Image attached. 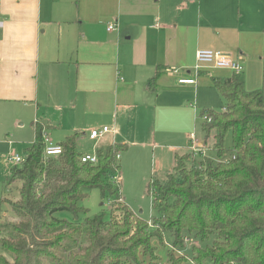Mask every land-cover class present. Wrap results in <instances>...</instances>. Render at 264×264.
Segmentation results:
<instances>
[{
  "label": "crops",
  "instance_id": "1",
  "mask_svg": "<svg viewBox=\"0 0 264 264\" xmlns=\"http://www.w3.org/2000/svg\"><path fill=\"white\" fill-rule=\"evenodd\" d=\"M0 20V129L28 116L32 127L34 119L49 126V140L55 130L63 140L81 133L77 149L95 129L83 122L99 120L125 147L120 188L124 166L147 176L149 150L151 161L161 148L153 158L159 170L189 151L198 109H212V78L233 74L207 67L195 84L179 83L194 77L198 49L235 56L243 88L264 98V0H0Z\"/></svg>",
  "mask_w": 264,
  "mask_h": 264
},
{
  "label": "trees",
  "instance_id": "2",
  "mask_svg": "<svg viewBox=\"0 0 264 264\" xmlns=\"http://www.w3.org/2000/svg\"><path fill=\"white\" fill-rule=\"evenodd\" d=\"M158 74L159 68L148 89H155ZM212 86L225 100L224 109H203L199 119L202 143L206 147L213 133L218 159L175 152L172 169L162 179L152 177L147 187L156 213L151 225L121 202L116 155L123 145H98L96 162H82L76 149L81 133L74 132L59 143V155L45 157L42 135L49 126L33 120L34 140L4 179L6 188L18 184V197L1 199L16 219L0 222L6 234L0 237L6 253L0 264H264L263 92L245 90L237 74L214 77ZM93 188L109 208L80 221L88 212L80 202ZM165 233L172 248L161 263L152 240L163 245ZM186 234L202 243L215 239L203 247L192 244L187 258L174 252L184 247Z\"/></svg>",
  "mask_w": 264,
  "mask_h": 264
},
{
  "label": "rangeland",
  "instance_id": "3",
  "mask_svg": "<svg viewBox=\"0 0 264 264\" xmlns=\"http://www.w3.org/2000/svg\"><path fill=\"white\" fill-rule=\"evenodd\" d=\"M208 106L215 111H221V107L225 106V100H223L215 90L211 92V99L207 102ZM201 109H198V116ZM201 119L198 118L196 122V130L195 133L198 139L202 142L204 133L200 128ZM83 127H87L90 129L91 127H95V129L101 128L102 123L99 120H91L83 122ZM174 124H170L169 126H173ZM109 127V126H108ZM64 134L61 131L55 130L50 134V138L53 143H58L63 140ZM82 139L78 141L77 151L81 154H89L94 152L95 150V140H90L86 136H81ZM34 140V129L30 126L29 117L27 116L24 120V123L18 125L13 122L11 125H5L0 129V222L5 221H14L16 219L15 215L11 212L10 207L5 203L2 204L1 199L3 194L5 193L3 189L2 181L6 176L9 175V168L14 165L13 162L7 159L8 155L18 154L23 155L25 147L30 145ZM161 141V142H160ZM159 143H169L167 140L161 139ZM226 147H230V135L226 137ZM101 145H104L103 142H100ZM213 144V133L209 136L206 142V150L205 156H209L215 162L217 161V157L215 151L212 148ZM161 148L154 150V154L157 157L159 155ZM181 152H187V150H182ZM121 153V152H120ZM153 154V158H154ZM151 152L149 150L147 157V165L145 167V171H148L147 176L143 175L142 177H136L131 168L124 166V170L122 169V183H121V196L123 198V203H125L129 208L140 218L144 220H150L153 216H155V211L152 207V199L151 195L148 192V184L152 177H158L162 179L164 175L170 171L172 168H166V170H159L157 166L156 159L150 161ZM227 155H225L226 157ZM224 157V158H225ZM170 162V157H169ZM173 165V158L172 164ZM122 168V165H121ZM150 169L152 174H150ZM17 185L12 184L8 187V191H6V199L15 200L18 197L17 194ZM80 205L87 209L86 214H80L79 220H83L85 217H91L99 214L103 209L107 210L109 208V203H102L100 191L98 189H88L86 191V197L80 202ZM58 217L71 219V214L68 212H59L57 213ZM6 235L3 231L0 230V237ZM189 239V242L184 243L183 248L174 249L175 254L177 255H185L187 258H191V246L192 244L205 246L206 244H211L215 239V235H212L210 239L204 243L200 242L199 239L194 238L192 235H185ZM152 243L156 245L157 251L156 253L159 255V262L165 263L167 261V251L171 249L172 238L168 233L163 235V245L159 244L157 240L153 239ZM0 254L6 255V253L0 247ZM147 261V260H146Z\"/></svg>",
  "mask_w": 264,
  "mask_h": 264
},
{
  "label": "built area",
  "instance_id": "4",
  "mask_svg": "<svg viewBox=\"0 0 264 264\" xmlns=\"http://www.w3.org/2000/svg\"><path fill=\"white\" fill-rule=\"evenodd\" d=\"M3 22L0 20V28L2 27ZM115 24H108L107 30H114ZM221 68V69H229L233 72V74L240 75L243 71L242 64L238 61V59L228 52H223L220 50L214 49H198L195 54V64L192 67V71L194 73V77H180L178 78V82L181 84H195L196 76L200 70L203 68ZM175 72V71H174ZM204 119H207V116H203ZM208 120H210L208 118ZM36 121V119H34ZM113 130L108 126H102L99 129H92L89 132V138L91 140H95L97 143L98 140L103 138L105 135L108 136V144L113 145ZM43 142H44V151L43 154L45 157L57 156L62 152V146L60 144H55L46 135V131L43 132ZM97 147V145H95ZM95 147V148H96ZM188 149L192 152L194 156H205V145L198 139L195 131L189 134V142ZM120 152L116 155L119 158ZM7 159L13 164H21L24 160L23 155L11 154L8 155ZM80 160L82 162L95 163L97 160L95 150L89 154H81ZM109 203V202H108ZM148 224L151 225L150 220H148ZM189 242L187 236L184 237V243ZM172 248V247H171Z\"/></svg>",
  "mask_w": 264,
  "mask_h": 264
}]
</instances>
